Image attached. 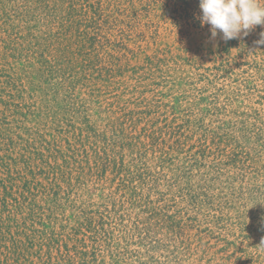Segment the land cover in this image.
<instances>
[{
	"label": "rangeland",
	"instance_id": "rangeland-1",
	"mask_svg": "<svg viewBox=\"0 0 264 264\" xmlns=\"http://www.w3.org/2000/svg\"><path fill=\"white\" fill-rule=\"evenodd\" d=\"M13 1L0 0V19L14 16ZM135 3L136 19L112 31L135 57L129 54L121 62L127 72L108 88L94 85V80L84 85L74 82L71 78L76 76L70 77L59 64L46 68L44 76L27 79L31 48L24 44V32H11V26L0 23V112H5L0 117V136L12 141L5 144L12 150L7 155L19 165L9 177L2 165L5 154L0 151V214L6 196L11 211L12 205L24 201L21 217L28 220L36 215L37 231L44 229L55 237L64 234L65 226L64 235L81 231L87 235V250L92 251L90 264H264V44L256 43L264 26H256L239 39L225 42L218 35L213 40L210 26L200 24L199 0ZM158 50L172 55L160 56L166 60L153 76L140 71L145 56ZM142 76L144 80L139 81ZM91 95L102 96L104 106L113 103L117 116L124 106L151 105L163 122L159 127L165 132H171L169 126L177 132L180 128L181 136L164 137L167 163L158 176L162 180L146 175L147 188L136 182L138 196L108 172L103 180L92 178L76 185L73 194L61 201L62 211L54 214V220L53 204L48 205L45 192L38 194L48 184L44 167L39 162L32 170L34 164L25 166L24 161L35 159L40 148L29 134L33 127L54 120L66 124L67 115L76 121V116L63 114L67 100L77 107L89 106ZM97 112L95 107L90 113ZM50 134L49 140L55 133ZM234 154L243 158H230ZM161 155L151 150L148 159ZM244 155L258 161L251 162ZM125 160L129 167L133 157L126 153ZM247 164L252 167L244 172ZM166 177L170 182L164 181ZM27 183L31 193H23ZM28 198L35 202L25 203ZM31 205L33 215L29 216ZM74 205L76 216L65 219ZM89 205L108 211L99 234L79 228L83 218L77 214ZM153 208H161L166 218L149 220L146 212ZM138 228L145 233L152 229L154 245L140 244ZM0 260L5 263L4 257Z\"/></svg>",
	"mask_w": 264,
	"mask_h": 264
},
{
	"label": "trees",
	"instance_id": "trees-1",
	"mask_svg": "<svg viewBox=\"0 0 264 264\" xmlns=\"http://www.w3.org/2000/svg\"><path fill=\"white\" fill-rule=\"evenodd\" d=\"M139 1L143 3L144 0ZM11 4L16 13L7 20L0 19V23L6 27L11 26L9 30L11 32L16 29L24 32V44L31 48L27 56L29 71L27 79L35 78L37 75L44 76L46 74L44 70L50 68L52 64H59L60 69L64 68L63 70L68 72L70 77L76 76L71 80L82 85L94 80L96 82L94 85L101 84L108 88L111 82L121 81L124 78L127 68L121 62L128 60L129 54L135 57V53L124 44L122 39L118 42L112 31L136 19L134 17L137 15L134 13L137 9L135 0H15ZM16 23L17 27L14 26ZM166 53L167 56L172 55L171 51L166 50H158L153 55H146L139 70H147L153 76L166 60L160 56H165ZM73 55L77 57L72 59ZM79 68L81 71H78ZM133 73L137 74L136 71ZM62 74L65 73L61 71L60 77ZM143 77H139L138 80L141 81ZM34 81L35 79L29 84L33 85ZM62 82L66 86L67 82ZM55 86L58 87V84L56 83ZM91 97L89 106L77 107L73 100H67V110L63 114L76 116V121L67 115L66 124L54 120L43 127L41 125L39 128L33 127L29 134L32 137L30 139H35L33 142H36L40 148L35 159L28 157L24 161L25 166H28L29 162L34 164L31 167L32 170L36 168L35 163L39 162L44 167L48 184L41 187L38 194L45 192L48 205L53 204L49 211L54 220H56L53 217L54 214L62 211L59 206L61 201L73 194L72 190L76 188V185L88 183L92 178L103 180L108 172L115 174L114 180L120 179L124 188L127 187L131 190L130 193L133 192L132 194L138 196L139 186L136 182L142 184V188H147L144 185L146 175L148 178L156 177L158 181L162 180L158 176H161L167 163L164 154L166 144H163L164 139L167 138L164 137L170 138L177 133L181 136L180 128L177 132L175 128L169 126L171 132H165L164 127H159L163 122L151 105L142 108L136 105L134 109L124 106L120 108L121 114L117 116L113 103H106L104 106L105 101L101 100L102 96L91 95ZM95 107L98 112L96 115H91L90 112ZM7 111L9 110L6 109ZM2 115L4 116L5 112L1 111L0 117ZM168 125L172 124L169 122ZM53 127H57V130ZM51 132L55 135L49 140L47 137H51ZM1 135L0 151L5 154L2 165L11 177L12 172L19 165L12 156L7 155L12 150L5 144L11 140H6L5 135ZM155 149L162 152V155L148 159L149 151ZM126 153L133 157L129 167L126 165ZM31 155L33 156V153ZM231 156L230 158L234 159L243 158L235 154ZM244 156L249 159L248 155ZM255 160L258 161L256 158ZM12 161L15 164L10 163ZM249 161L256 162L250 159ZM235 164L239 163L236 161ZM250 167L252 166L249 164L243 165L244 172H247L246 170ZM170 180L166 177L164 181L168 183ZM150 189L155 191L152 187ZM31 190H33L32 187L27 183L23 193H31ZM7 200L5 196L2 203L3 211L0 214V258H5V263L0 260V264H26V262L29 264H90L88 259L92 257V251L86 248L87 235L77 229L74 230V234L64 235L68 230L67 226L62 228L64 234L58 237L45 234L44 229L37 231L35 230L36 215L28 220L21 217L25 213L24 201L12 205L11 211ZM27 202L35 201L28 198L25 203ZM32 207L31 205L27 208L29 216L33 215ZM91 208L94 206L89 205L87 210L78 212L77 215L83 218L79 228L94 230L99 234L103 232L102 222L106 218L104 214H108V211L101 212L100 209ZM71 211L72 214L65 215V219L76 216L73 214L77 211L76 205ZM163 212L161 208L159 211L153 208L146 214L149 215V220L163 221L166 218ZM4 214H6L5 218ZM30 222L31 225H29ZM122 227L126 226L122 225ZM81 234L84 236L82 239L79 238ZM155 236L152 229L148 233L140 228L137 230V238L141 245H154ZM152 251V248L148 250V252ZM94 257L97 258V254Z\"/></svg>",
	"mask_w": 264,
	"mask_h": 264
},
{
	"label": "clouds",
	"instance_id": "clouds-1",
	"mask_svg": "<svg viewBox=\"0 0 264 264\" xmlns=\"http://www.w3.org/2000/svg\"><path fill=\"white\" fill-rule=\"evenodd\" d=\"M201 26L209 25L211 39L218 35L227 42L247 36L256 26H264L261 0H199ZM257 44H264V32Z\"/></svg>",
	"mask_w": 264,
	"mask_h": 264
}]
</instances>
